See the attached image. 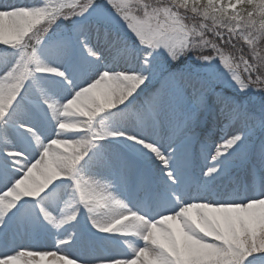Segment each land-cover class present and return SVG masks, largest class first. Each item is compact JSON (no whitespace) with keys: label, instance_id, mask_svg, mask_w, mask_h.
Returning a JSON list of instances; mask_svg holds the SVG:
<instances>
[{"label":"snow or ice","instance_id":"snow-or-ice-1","mask_svg":"<svg viewBox=\"0 0 264 264\" xmlns=\"http://www.w3.org/2000/svg\"><path fill=\"white\" fill-rule=\"evenodd\" d=\"M0 264H264V0H0Z\"/></svg>","mask_w":264,"mask_h":264}]
</instances>
